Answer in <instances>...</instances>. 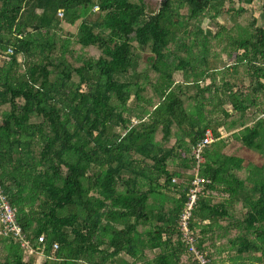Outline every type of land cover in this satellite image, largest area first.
Returning a JSON list of instances; mask_svg holds the SVG:
<instances>
[{"label": "trees", "instance_id": "trees-1", "mask_svg": "<svg viewBox=\"0 0 264 264\" xmlns=\"http://www.w3.org/2000/svg\"><path fill=\"white\" fill-rule=\"evenodd\" d=\"M233 1L0 0V183L23 236L0 225V264H200L179 218L208 129L195 245L264 264V163L226 152L264 159V28H201L254 2Z\"/></svg>", "mask_w": 264, "mask_h": 264}, {"label": "rangeland", "instance_id": "rangeland-1", "mask_svg": "<svg viewBox=\"0 0 264 264\" xmlns=\"http://www.w3.org/2000/svg\"><path fill=\"white\" fill-rule=\"evenodd\" d=\"M146 5H147V13L151 14L152 12H157L158 9L160 8V5L162 3L163 0H144ZM262 1L261 0H254V2L250 5H246L247 8V12L245 14H243V17H238L235 16V12H232L230 14H226V13H222L219 18L217 19H208L205 18L202 23H201V28L208 30L210 29L212 31V33H216L219 29L218 26H225L226 28L230 29V28H234L236 26V24L240 23L239 25H244L245 21H246V17L249 15L253 18L258 19L259 21V26H262L264 28V12H263V8H262ZM227 8H233L234 10H237L240 6V4L238 3L237 0H234L232 3H228ZM78 27V26H77ZM77 27L76 26H67L65 28V31H70L72 34H76L77 32ZM223 64H229V60L224 59ZM120 81H129V80H133L130 76H120L119 77ZM174 80L176 83H183V76L180 73H176L174 75ZM244 83H247V79H245ZM193 92H195V90L192 89ZM130 102H132V100H130ZM226 109L228 111H231L230 107H226ZM212 121L216 122V121H220L221 122V115L219 114V112H215L212 116ZM120 132V131H119ZM228 143L230 145V147H228L226 149V152L231 154H237L243 158L246 159L247 162L252 163L248 169H245V173L249 172V169L253 166V164H263L264 163V159L258 155L257 152H254L252 150H250V152L243 148L240 142L232 139V137L228 136ZM175 140H172L170 142V144H168V146L170 147V145L174 144ZM193 171H190L189 173H192ZM188 173V172H187ZM223 256H227L226 254H224ZM128 259V258H127ZM193 259H195V257L193 256Z\"/></svg>", "mask_w": 264, "mask_h": 264}, {"label": "built area", "instance_id": "built-area-1", "mask_svg": "<svg viewBox=\"0 0 264 264\" xmlns=\"http://www.w3.org/2000/svg\"><path fill=\"white\" fill-rule=\"evenodd\" d=\"M61 15V13H60ZM11 52V50H9ZM213 133L210 129H208L196 147L193 149V156L195 158L197 167H196V178L194 181V188L190 191L188 196V202L185 210L182 212L179 218V226L183 233V239L189 244V251L195 257L196 260L199 261L200 264H211L210 260L206 258V254L199 251L196 247V237L194 232L190 227V217L192 209L196 203L197 199V187L204 183L205 180L197 175V169H199L200 165L204 162V149L209 146L213 142ZM0 225L3 226V233L7 235L8 233H12L13 236L20 240L23 239L22 231L16 224V213L12 208L8 197L5 194V189L0 183ZM24 246L27 244L23 243ZM58 245H54V249H57Z\"/></svg>", "mask_w": 264, "mask_h": 264}, {"label": "crops", "instance_id": "crops-1", "mask_svg": "<svg viewBox=\"0 0 264 264\" xmlns=\"http://www.w3.org/2000/svg\"><path fill=\"white\" fill-rule=\"evenodd\" d=\"M41 12L39 11V10H35V12H34V16H35V19L34 20H36L37 18V16L40 14ZM35 23V21H32V24H34Z\"/></svg>", "mask_w": 264, "mask_h": 264}, {"label": "clouds", "instance_id": "clouds-1", "mask_svg": "<svg viewBox=\"0 0 264 264\" xmlns=\"http://www.w3.org/2000/svg\"><path fill=\"white\" fill-rule=\"evenodd\" d=\"M61 15H62V13H61Z\"/></svg>", "mask_w": 264, "mask_h": 264}]
</instances>
